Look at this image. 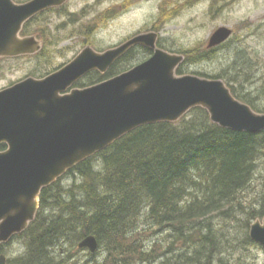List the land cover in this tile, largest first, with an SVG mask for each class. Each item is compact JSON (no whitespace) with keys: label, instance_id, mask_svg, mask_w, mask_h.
<instances>
[{"label":"trees","instance_id":"obj_1","mask_svg":"<svg viewBox=\"0 0 264 264\" xmlns=\"http://www.w3.org/2000/svg\"><path fill=\"white\" fill-rule=\"evenodd\" d=\"M113 13L115 10L102 13L96 21ZM65 14L72 22L78 18L76 14ZM44 16L27 22L23 35L36 31L32 26ZM92 29L93 26L88 27L83 34L86 45L92 43L88 40ZM40 31L44 33L40 34L44 40L41 52L26 56L40 65L31 71L35 77L57 70L41 69L52 41L47 26ZM158 45L166 49L161 42ZM221 47H198L190 52L185 64L212 60ZM138 57L134 51L119 60L108 74L93 73L85 79L89 82L78 83L77 87H89L117 76L130 69ZM233 65L237 66L236 76L242 79V64L236 60ZM227 73L201 77L223 81ZM177 74L183 75L182 67ZM226 78L230 80L225 84L235 98L264 114V109L256 108L248 94L231 86L239 84L240 79L228 74ZM5 149V145L0 148ZM262 161L264 132L248 134L221 128L203 108L193 109L177 123L140 127L69 171L67 177L73 176L79 182L65 187L59 180L42 191L34 222L14 238L23 239L27 251L9 259L8 264H62L74 255H69L65 244L79 252L81 239L89 235L98 239L100 249L107 254L102 264H168L164 262L168 258L164 252L172 250L176 243H183V248L192 253L177 254L178 261L170 264H228L223 258L225 252H221L223 244H217L220 236L215 234L212 221L220 217L237 219L236 215L245 211V239L251 242L248 230L252 221L264 218V207L248 209L243 194L253 184ZM161 230L168 231L170 244L155 242L147 250L145 237L150 240ZM5 247L0 248L1 253Z\"/></svg>","mask_w":264,"mask_h":264},{"label":"water","instance_id":"obj_2","mask_svg":"<svg viewBox=\"0 0 264 264\" xmlns=\"http://www.w3.org/2000/svg\"><path fill=\"white\" fill-rule=\"evenodd\" d=\"M67 2L0 0V58L39 52L42 45L35 37L20 36L23 26ZM232 35L231 29L219 28L210 37L208 49L225 44ZM158 39L157 33L149 32L104 52L86 47L57 72L43 79L27 78L0 91V146L7 145L0 152V247L34 222L44 189L140 127L177 123L193 109L203 108L221 128L264 132V114L236 99L223 81L177 75L185 57L158 48ZM135 47L154 54L109 80L72 89L92 72L107 74ZM249 236L264 248V218L251 226ZM78 247L95 254L99 242L89 235ZM0 264H7L5 255L0 256Z\"/></svg>","mask_w":264,"mask_h":264},{"label":"rangeland","instance_id":"obj_3","mask_svg":"<svg viewBox=\"0 0 264 264\" xmlns=\"http://www.w3.org/2000/svg\"><path fill=\"white\" fill-rule=\"evenodd\" d=\"M62 9L64 10L47 14L32 26L34 30L47 26L51 31L52 44L46 48V59L41 67L44 71L59 68L72 61L85 48L83 34L90 26L93 29L88 40L92 41L91 45L97 51L120 45L138 34L154 31L166 48L164 50L183 54L186 59L191 57V51L199 50L198 47L208 50L212 34L219 28L226 27L233 32L231 39L212 60L183 64V75L212 77L228 72L230 78L239 80L235 74L237 66L233 65L238 60L245 75L239 80V84L231 83V86L241 94H248L256 108L264 109V0H70ZM111 10L116 13L96 21L102 13ZM65 12L75 13L78 18L75 17L73 23ZM137 56L139 57L136 61L133 60L132 66L150 57L141 49L137 51ZM36 67L37 64L30 61H0V90L25 79ZM227 74L223 75L226 83L229 79L226 78ZM87 82L89 80L84 81ZM67 176L60 180L65 187L79 182V179ZM243 200L248 209L264 207V161L258 167L253 184L244 192ZM236 217L237 219L220 217L212 221L213 230L221 239L218 238L217 244H223V258L228 264H264V248L245 239L247 214L245 215V211L240 212ZM254 223L255 220L251 224ZM168 234V231L161 230L156 235L154 233L150 240L145 237L146 248L159 241L164 245L170 244ZM20 247L26 249L20 254L23 255L27 251L24 240L14 239L3 252L8 259L13 260L20 256L14 255ZM65 248L70 250L69 255L74 256L62 264H82L84 261L83 264H102L107 257L102 251L104 249H100L101 252L97 255H92L88 251H72L69 244H65ZM164 253L168 256L166 260L164 258V262L168 261L170 264L178 261L175 257L177 254L186 255L192 251L185 250L183 243H176L172 250Z\"/></svg>","mask_w":264,"mask_h":264},{"label":"flooded vegetation","instance_id":"obj_4","mask_svg":"<svg viewBox=\"0 0 264 264\" xmlns=\"http://www.w3.org/2000/svg\"><path fill=\"white\" fill-rule=\"evenodd\" d=\"M16 3H26V2H29V1H31V0H24V2H19V0H14ZM63 8V7H62ZM62 8H53V9H50V10H48V11H46V12H43L42 14H44V15H47V14H50V13H53V12H59V11H63L64 9H62ZM72 14H74V13H72ZM23 30H24V28H23ZM40 34H43L44 35V33H42L41 31H40V29H39V31L38 30H36V31H34L32 34H30V35H23V31H22V33H21V36L22 37H30V36H34V37H36V39L39 41H41L42 43H43V45H44V40H42L41 38V36H40ZM138 50H140V48H136V49H133V50H131L128 54H130V53H133L134 51H138ZM141 50H144L145 51V49H141ZM128 54H126V55H128ZM149 55H150V53H148ZM125 55V56H126ZM124 56V57H125ZM123 57V58H124ZM122 59V58H121ZM20 60H22V61H29V60H27V58L26 57H16V58H9V59H3V60H0V61H3V62H8V61H20ZM29 63V62H28ZM30 63H36V62H30ZM37 64V67L39 68L40 67V65L38 64V63H36ZM55 71H53V72H51L50 74H52V73H54ZM50 74H46V75H43V76H41V77H35V76H33L31 73L30 74H27V77H25V79H27V78H36V79H42V78H44V77H46V76H48V75H50ZM93 74V73H92ZM91 75V74H90ZM89 76V75H88ZM87 76V77H88ZM87 77H85V78H83L82 80H80V82H78V83H82V82H84L85 81V79L87 78ZM25 79H22L21 81H23V80H25ZM21 81H18L17 83H19V82H21ZM15 84V83H14ZM13 84V85H14ZM75 88H79V87H77V84H76V86H75ZM4 89H6V88H4ZM3 145H1L0 146V148L2 147ZM1 151V150H0ZM4 151V150H3ZM82 250H79V252H81ZM78 252V253H79ZM83 252V251H82ZM84 252H86V250L84 251ZM1 255H3L1 252H0V256ZM7 257V256H6ZM8 257H7V264H8ZM73 260V259H72ZM75 264V263H74Z\"/></svg>","mask_w":264,"mask_h":264},{"label":"bare ground","instance_id":"obj_5","mask_svg":"<svg viewBox=\"0 0 264 264\" xmlns=\"http://www.w3.org/2000/svg\"><path fill=\"white\" fill-rule=\"evenodd\" d=\"M196 192V191H195ZM102 224V223H101ZM97 225V224H96ZM97 227V226H96ZM103 231V230H102ZM112 236V235H111ZM143 238V237H142ZM200 239V238H199ZM81 240H83V239H81ZM113 241V240H112ZM104 242V241H103ZM158 244V243H157ZM118 245V244H117ZM114 246V245H113ZM67 247H69V246H67ZM71 247V246H70ZM140 247V246H139ZM124 249V248H123ZM146 250V249H145ZM147 250H148V248H147ZM102 251H104V250H102ZM144 251V250H143ZM82 252V251H81ZM99 252H101V251H99ZM105 252V251H104ZM142 252V251H141ZM67 254V253H66ZM65 254V255H66ZM77 254V253H76ZM85 254V253H84ZM87 254H88V252H87ZM132 254V253H131ZM144 254V253H143ZM146 254V253H145ZM82 255V254H81ZM94 255V254H93ZM97 255V254H96ZM64 256V255H63ZM74 256V255H73ZM83 256V255H82ZM106 256H107V254H106ZM76 257H77V255H76ZM103 257H105V254H104V256ZM102 257V258H103ZM65 258V257H64ZM146 258V257H145ZM67 259V258H66ZM78 259V258H77ZM88 259V258H87ZM68 260V259H67ZM82 260V259H81ZM134 260V259H133ZM92 261H94V260H92ZM101 261V260H100ZM102 261H103V259H102ZM116 261V260H115ZM66 262V261H65ZM73 262H75V261H73ZM85 262V261H84ZM83 262V263H84ZM130 262V261H129ZM140 262V261H139ZM209 262V261H208ZM67 263V262H66ZM70 263V262H69ZM82 263V264H83ZM114 263V262H113ZM119 263V262H118ZM131 263V262H130ZM133 263V262H132ZM91 264V263H90ZM115 264V263H114ZM120 264V263H119ZM134 264V263H133ZM139 264H141V263H139ZM223 264V263H222Z\"/></svg>","mask_w":264,"mask_h":264},{"label":"clouds","instance_id":"obj_6","mask_svg":"<svg viewBox=\"0 0 264 264\" xmlns=\"http://www.w3.org/2000/svg\"><path fill=\"white\" fill-rule=\"evenodd\" d=\"M25 250H26V249H25L24 247H20L19 250H18L16 253H14V255H20V254H22Z\"/></svg>","mask_w":264,"mask_h":264}]
</instances>
